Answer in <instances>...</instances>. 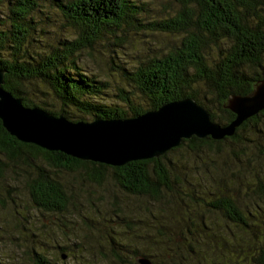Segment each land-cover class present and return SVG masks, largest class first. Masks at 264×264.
I'll return each instance as SVG.
<instances>
[{
    "label": "trees",
    "instance_id": "trees-1",
    "mask_svg": "<svg viewBox=\"0 0 264 264\" xmlns=\"http://www.w3.org/2000/svg\"><path fill=\"white\" fill-rule=\"evenodd\" d=\"M175 2L149 19L141 0H0L2 89L74 124L133 120L188 99L231 124V96H251L264 81V0ZM45 5L56 14L46 22L61 32L36 29ZM143 32L167 44L137 51L127 67L116 63L114 48H133ZM100 45L113 53L107 80L80 65L84 54L107 56ZM0 204L13 209L14 230L32 214L57 220L62 256L75 246L101 264H264V110L230 137L185 139L160 158L120 167L22 142L0 118ZM20 232L34 242L25 240L32 264H60L42 251L38 228ZM13 237L0 231V240Z\"/></svg>",
    "mask_w": 264,
    "mask_h": 264
},
{
    "label": "water",
    "instance_id": "water-1",
    "mask_svg": "<svg viewBox=\"0 0 264 264\" xmlns=\"http://www.w3.org/2000/svg\"><path fill=\"white\" fill-rule=\"evenodd\" d=\"M4 83L5 72L0 71V118L12 136L79 160L114 167L160 158L185 139L230 137L245 120L264 110L262 81L251 96H231L227 108L236 119L227 126L214 122L205 107L192 99L167 104L133 120L74 124L24 108L20 100L2 89Z\"/></svg>",
    "mask_w": 264,
    "mask_h": 264
},
{
    "label": "rangeland",
    "instance_id": "rangeland-1",
    "mask_svg": "<svg viewBox=\"0 0 264 264\" xmlns=\"http://www.w3.org/2000/svg\"><path fill=\"white\" fill-rule=\"evenodd\" d=\"M144 1L147 4V9H148V14L147 18L153 19V18H158L162 14H167L168 12L171 13L172 9H176L178 5H176L175 0H141ZM44 13H38L37 16L35 17L36 19V29L44 31L46 29L47 32L49 33H56L61 32V27L60 26H55L54 23H47L46 19L47 17L54 16L55 10L51 9L47 5H45V8L43 9ZM163 12V13H162ZM166 12V13H165ZM163 15V16H164ZM162 17V16H161ZM71 32V30H69ZM49 38V35H48ZM56 37H52L53 41ZM58 39V38H57ZM137 41L133 48H138V49H133L130 46L126 45L122 48H114V50L117 51V55L119 59H116V63L125 62L126 67L132 63H135L136 60H138L139 56L142 55L140 53L143 51V53H151L156 51V47L163 46L167 44L165 41H167V36L163 37V35H157L153 36L149 33L143 32L142 34H137L133 35L131 42ZM145 41V47L140 46V42ZM43 41L41 42V44ZM37 45V44H36ZM108 46V44H105ZM105 45H100L97 50L105 52L107 56H100L99 53L98 55H93L89 56V54H84V56L81 58L80 65L83 66V68L86 71H89L91 73H94L96 76H98L100 79L107 80V77H110L111 74L114 73L112 69H109V66L107 65V62L109 63L110 61V56L113 55L111 48L108 49L107 47L103 48ZM108 49V51H107ZM140 51V52H137ZM114 68V67H113ZM117 70V68H115ZM121 85H125L124 83H119ZM118 86L117 84L114 85ZM114 93H116L114 91ZM115 99V98H113ZM113 101V100H112ZM9 182V181H8ZM9 184V183H8ZM15 187V186H14ZM11 187H7V190L11 191L9 189ZM5 195L7 194V191L4 193ZM19 194V196H17ZM17 197H21L20 202V208L22 209L21 214L22 216L26 215V208L28 206V200L26 193H21L20 191L17 192L16 194ZM24 200H23V199ZM87 210V211H86ZM84 214H89L91 211L89 209H85ZM10 217L13 218V209L8 205V206H3L0 204V220L2 221V228H0V231L2 232L3 230L8 231L10 233L14 234L13 238H7V240H0V264H32L31 258H30V247L33 246L34 242L31 240L29 237H25L21 232L20 228L25 227V225L29 228H38L41 231L40 238L38 241L42 242L44 244L43 246V252L47 256H53V262L57 261L60 264H101V260L99 261L98 257H95L89 252L87 249L86 251L82 252L81 250L77 249L75 246L71 248V252L67 251L65 255H61V249L58 248V244L56 242L58 241L56 237L52 235V230H53V223L54 221L57 220H50V219H42L40 216L36 215H31L30 219L27 220V222H22L23 225H19L18 228L19 230H14L10 224H12V221L10 220ZM14 219V218H13ZM16 221V219H14ZM72 220V219H71ZM77 224L82 225L81 221H76ZM51 224V225H50ZM49 227V228H48ZM73 227L78 228L77 226L73 225ZM27 232V231H26ZM35 232H38L35 231ZM15 239V241L13 240ZM29 241V246L26 243V241ZM14 241V242H13ZM68 242V240H65ZM94 238L90 237L89 242H93ZM62 242V241H60ZM87 241H84V244H86ZM69 258L67 261L66 259ZM97 261V262H96Z\"/></svg>",
    "mask_w": 264,
    "mask_h": 264
}]
</instances>
